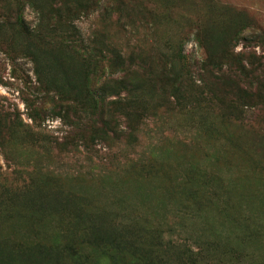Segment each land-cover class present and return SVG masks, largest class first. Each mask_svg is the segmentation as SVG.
Segmentation results:
<instances>
[{"label":"rangeland","instance_id":"obj_1","mask_svg":"<svg viewBox=\"0 0 264 264\" xmlns=\"http://www.w3.org/2000/svg\"><path fill=\"white\" fill-rule=\"evenodd\" d=\"M50 1L0 0V264H264V0Z\"/></svg>","mask_w":264,"mask_h":264},{"label":"trees","instance_id":"obj_2","mask_svg":"<svg viewBox=\"0 0 264 264\" xmlns=\"http://www.w3.org/2000/svg\"><path fill=\"white\" fill-rule=\"evenodd\" d=\"M25 1L26 0H17L19 9L21 12H23L25 8ZM29 1V4L37 10L39 13H44L46 11L47 6L51 2L50 0H27ZM56 5L54 6L59 11V16L62 17L63 14H65V17L67 21L65 23L68 26H71L74 28V22L73 20L76 17V14L80 15V12L82 9H87L88 6H83L82 3L78 2V0H59L54 1ZM71 37V35H69ZM36 64L39 66V62H36ZM79 70L76 71V67L71 68L67 67L65 69V73L63 76V84H60L58 87L54 83H51V79L47 78L45 75V71L43 70V67L40 69H36V80L40 87L46 89L48 88V91L54 90L58 92V95H60V98L64 100L65 103L73 102V104H79V101L83 106H86L88 102V99L83 95L82 91L89 87L88 84V75L83 67H78ZM90 99H92V96H88ZM96 103L93 104L95 106ZM83 116L81 113H76V119L74 121V125L77 127L78 125H84L89 126L92 123V117L90 115H93L92 113L87 112V110L83 111ZM70 259L73 260L76 257V254H69ZM91 263V262H90ZM93 264V263H92ZM142 264H146V262H142Z\"/></svg>","mask_w":264,"mask_h":264}]
</instances>
